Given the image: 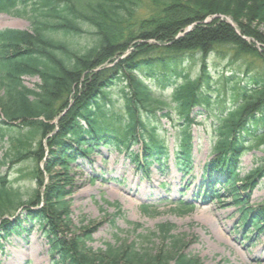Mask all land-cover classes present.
<instances>
[{
    "label": "trees",
    "instance_id": "1",
    "mask_svg": "<svg viewBox=\"0 0 264 264\" xmlns=\"http://www.w3.org/2000/svg\"><path fill=\"white\" fill-rule=\"evenodd\" d=\"M0 14L30 23L29 31H0L1 137L11 162L32 160L38 165L32 172L38 186L35 200L21 201L19 190L0 179V243L27 239L38 229L50 239L56 264H200L176 251L146 258L124 247L89 256L81 239L70 245L57 235L59 223L68 219L71 169L79 159L105 147L125 153L143 173L154 165L165 169L169 149L149 128L158 111H165L162 117L171 122L173 116L181 122L174 165L185 175L193 171L194 112L215 119L213 160L204 172L209 183L201 191L208 184L213 193L228 188L243 225L253 221L249 235L262 231L264 208L251 213L238 192L239 183L252 190L264 175L259 168L240 179L242 158L252 143L264 145V77H226L222 84L229 93L224 99L209 59L228 48L264 60V51L245 39L264 45V35L256 29L264 25V0H0ZM221 17H229L236 28ZM83 36L88 38L81 46L77 38ZM190 64L198 66L196 76ZM26 77L38 78L40 84L30 89ZM116 88L121 113L110 100ZM167 90L172 91V104L156 109L162 104L157 93ZM222 101V111H216L214 105ZM10 132L15 136L9 137ZM138 143L141 154L133 151ZM41 190L44 207L39 209ZM178 204L182 214L193 210ZM16 207L22 213L9 216ZM143 212L150 214L146 207ZM172 231L171 226L159 227L164 238Z\"/></svg>",
    "mask_w": 264,
    "mask_h": 264
},
{
    "label": "rangeland",
    "instance_id": "2",
    "mask_svg": "<svg viewBox=\"0 0 264 264\" xmlns=\"http://www.w3.org/2000/svg\"><path fill=\"white\" fill-rule=\"evenodd\" d=\"M147 4L149 2H145V6ZM212 19L208 18L206 23ZM221 19L236 28L229 17ZM5 29L29 31L30 23L23 18L0 14V31ZM256 29L264 35V25ZM87 38L83 36L77 41L84 46ZM245 39L255 44L259 51H264V45L251 38ZM221 51V54H214L209 59V64L215 82H221L218 90L223 98L229 93V87L222 84L226 77L235 76L241 81L258 74L264 77L263 59L228 48ZM188 67H192L191 64ZM190 72L196 76L198 66L193 65ZM38 84V78H25V85L30 89H35ZM119 92L118 88L110 92L112 108L116 113H121L123 108ZM171 95V90L158 92L162 104L156 109L172 104ZM223 104L224 101L215 104L214 109L222 111ZM226 106L230 108L228 100ZM164 112L158 111L149 128H153V135L169 149L170 158L165 169L159 171L154 165L143 173L125 153L105 147L87 159H79L71 169L74 187L72 195L68 197V219L59 223L60 233L57 235L70 245L75 239H81L84 244L81 248L89 256L101 257L110 248L117 250L124 247L128 252L146 258H160L176 251L200 264H264V224L262 231L249 235L253 221L243 225L241 209L235 207L228 188L221 186L213 193L208 184L201 191L202 185L209 183L208 173L204 175V172L213 160L215 135L212 124L216 122L215 119L207 113L198 115V110L194 112L193 171L185 175L174 167V155L179 143L177 126L181 122L173 115L174 122L162 117ZM8 134L9 137L15 136L12 132ZM133 151L141 154V143ZM7 154L8 144L0 132V179L12 183L14 189L19 190L21 201L35 200L38 186L32 172L38 169V165L32 160L13 163ZM43 162L39 165L40 170H43ZM259 168L264 171V145L255 142L242 158L240 179H245L250 172ZM47 180L45 176V184ZM239 187L238 193L243 196L242 201L250 206L248 209L251 213L264 208V175L256 179L252 190H247L240 183ZM43 192L39 191L42 197L37 206L39 209L44 207ZM180 202L186 203V207H193V210L182 214L179 211ZM144 207L150 214L143 212ZM16 212L20 215L21 208L16 207L9 216H14ZM163 225L171 226L173 230L167 238L159 232V227ZM49 240L41 231L34 229L27 239L13 237L8 242L0 243V264H56L58 256L51 255ZM20 256L23 258L19 261H12V258ZM169 263L175 264V260Z\"/></svg>",
    "mask_w": 264,
    "mask_h": 264
},
{
    "label": "bare ground",
    "instance_id": "3",
    "mask_svg": "<svg viewBox=\"0 0 264 264\" xmlns=\"http://www.w3.org/2000/svg\"><path fill=\"white\" fill-rule=\"evenodd\" d=\"M28 254V253H27ZM23 256H25V255H23ZM23 256H20V257H14V258H12V261L13 262H15V261H19L20 260V258H23Z\"/></svg>",
    "mask_w": 264,
    "mask_h": 264
}]
</instances>
